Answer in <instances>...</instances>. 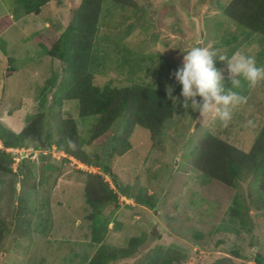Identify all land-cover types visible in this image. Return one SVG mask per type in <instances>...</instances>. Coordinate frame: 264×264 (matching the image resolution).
Instances as JSON below:
<instances>
[{"label": "rangeland", "instance_id": "rangeland-1", "mask_svg": "<svg viewBox=\"0 0 264 264\" xmlns=\"http://www.w3.org/2000/svg\"><path fill=\"white\" fill-rule=\"evenodd\" d=\"M81 1L50 0L26 17L15 0H0V19L8 20L0 24V121L20 133L29 116L46 113L37 146L5 150L0 142L10 154L8 160L0 156V164L11 168L0 172V264H89L98 249L91 242L92 211L85 198L89 172L103 176L118 196L116 206L100 211L107 226L103 247L121 252L131 239L141 241L129 260L110 264H147L157 249L179 253L182 264H214L224 258L256 264L257 256L264 264V198L258 177L229 187L204 178L194 167L207 135L251 152L264 127V81L249 86L241 79L233 90L246 102L233 109L227 126L214 114L200 118L175 105L173 118L154 139L142 127L127 129L125 112L105 144L89 145L97 119L80 118L78 103L64 101L62 65L33 42L36 36L58 37L75 26ZM230 1L123 0L116 5L104 0L88 63L94 85L164 91L171 85L179 95L181 86L171 74L182 65L181 50L198 44L228 56H253L264 67V40L225 15ZM216 67L225 87H231L226 62L217 58ZM69 119L76 123L81 149L93 159L88 170L51 147L43 135L47 130L55 139L60 122Z\"/></svg>", "mask_w": 264, "mask_h": 264}, {"label": "trees", "instance_id": "trees-1", "mask_svg": "<svg viewBox=\"0 0 264 264\" xmlns=\"http://www.w3.org/2000/svg\"><path fill=\"white\" fill-rule=\"evenodd\" d=\"M109 1L117 5L123 0ZM15 2L24 10L25 15H30L36 14L50 0H15ZM103 3L104 0H82L76 11L75 26H71L58 37L36 36L33 42L50 59L59 61L62 65L67 79L64 101L78 103L80 118L97 119L88 140L89 145L105 144L111 137L112 125L125 112H127V129L130 126L132 128L142 127L147 129L154 139L159 135L165 122L173 118L175 114L174 105L167 98L166 91L143 85L121 89L110 86L98 88L93 83L88 63L92 56V47ZM224 13L237 25L260 35L264 40V0H231L224 8ZM5 18L0 19V24L8 23ZM47 90L48 87L44 88L41 96H44ZM39 109L42 108L39 107ZM45 115L44 112L37 117L29 116L26 120L27 125L20 133H15L0 121V142L3 148L5 150H28L33 148L31 146L33 142H36L37 146L43 129L40 123ZM58 133L55 139L47 130L43 135L46 136L45 140L48 144L51 147L54 146L58 152H63L85 166L92 163L93 159L81 149L74 120H62ZM0 156L5 159L10 158V154L1 149ZM194 167L204 178L216 180L229 187H235L238 183L255 175L259 179V187L264 198V127L255 139L249 154L213 135H207L202 139L198 148ZM10 171V167L7 168L0 164V172ZM105 173H109L107 168H105ZM85 198L92 211L90 215L92 220L91 242L98 247L89 264H110L111 261L118 263L121 260H129L135 253L137 244L138 246L141 244L139 238L131 239L130 247L121 252H112L102 245L107 226L101 219L100 211L118 204L117 194L110 188L103 176L88 173ZM3 234L4 228L0 225V247ZM117 258L120 259L117 260ZM148 258L147 264H182L184 261L179 253L162 252L161 249L154 251ZM254 261L256 264H261L258 256L254 258ZM214 264L233 263L229 258H224Z\"/></svg>", "mask_w": 264, "mask_h": 264}, {"label": "clouds", "instance_id": "clouds-1", "mask_svg": "<svg viewBox=\"0 0 264 264\" xmlns=\"http://www.w3.org/2000/svg\"><path fill=\"white\" fill-rule=\"evenodd\" d=\"M181 54L182 65L171 74L181 91L174 95L173 86L167 85V98L174 106L199 113L200 118L214 114L224 126L231 121L233 109L246 102V97L233 90L240 87L241 79L249 86L264 81V67L257 66L253 56L239 52L228 56L199 44L188 51L181 50ZM217 58L226 62L231 87H225L223 73L216 67Z\"/></svg>", "mask_w": 264, "mask_h": 264}, {"label": "crops", "instance_id": "crops-1", "mask_svg": "<svg viewBox=\"0 0 264 264\" xmlns=\"http://www.w3.org/2000/svg\"><path fill=\"white\" fill-rule=\"evenodd\" d=\"M45 6H46V5H45ZM45 6H43L42 9H43ZM42 9H41V10H42ZM27 16H31V15H26V17H27ZM128 205H131V204H128ZM132 208H134V207H132ZM143 208L147 209V208H149V207H145V206H143ZM132 261H133V260H131L130 262L127 261L126 263H131Z\"/></svg>", "mask_w": 264, "mask_h": 264}, {"label": "built area", "instance_id": "built-area-1", "mask_svg": "<svg viewBox=\"0 0 264 264\" xmlns=\"http://www.w3.org/2000/svg\"><path fill=\"white\" fill-rule=\"evenodd\" d=\"M83 166V168L85 169V170H88L89 169V167H87V166H85V165H82Z\"/></svg>", "mask_w": 264, "mask_h": 264}, {"label": "water", "instance_id": "water-1", "mask_svg": "<svg viewBox=\"0 0 264 264\" xmlns=\"http://www.w3.org/2000/svg\"><path fill=\"white\" fill-rule=\"evenodd\" d=\"M41 149H44V147L42 146V147H41ZM46 149H50V148H46ZM22 156H24V155H23V154H21V157H22ZM30 156H31V154H30Z\"/></svg>", "mask_w": 264, "mask_h": 264}]
</instances>
